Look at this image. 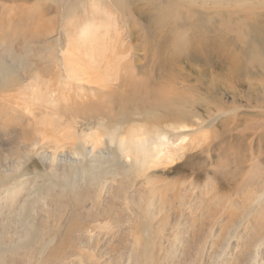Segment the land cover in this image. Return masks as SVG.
I'll use <instances>...</instances> for the list:
<instances>
[{"label": "rangeland", "instance_id": "1", "mask_svg": "<svg viewBox=\"0 0 264 264\" xmlns=\"http://www.w3.org/2000/svg\"><path fill=\"white\" fill-rule=\"evenodd\" d=\"M57 40L68 61L80 62L75 71L84 67L81 79L60 83L51 61ZM0 57L19 71L0 90L1 122L11 103L18 106L15 122L0 127L2 155L23 149L8 134L23 126L20 116L55 99L61 110L53 121L77 114L151 130L216 117L209 131L180 130L184 140H173L169 158L133 185L117 177L100 197L88 191L79 206L61 201L56 210L71 214L45 212L26 247L13 244L8 188L0 195V264L250 262L264 241L256 219L244 216L264 193V0H0ZM182 109L201 120L191 123ZM101 208L116 217H102ZM144 229L152 233L147 249L139 243ZM260 251L263 264L264 246Z\"/></svg>", "mask_w": 264, "mask_h": 264}, {"label": "bare ground", "instance_id": "2", "mask_svg": "<svg viewBox=\"0 0 264 264\" xmlns=\"http://www.w3.org/2000/svg\"><path fill=\"white\" fill-rule=\"evenodd\" d=\"M202 1L203 4L205 2L216 4L222 0ZM80 8L86 10L84 6ZM97 10L100 11L98 7ZM67 15H65L66 18ZM11 27L14 28L13 25ZM28 29H32V26L29 25ZM34 33L35 31L32 36ZM82 34L88 35L90 32L84 29ZM58 41L60 40L55 41L51 46L53 50L56 49L51 61L57 64L58 68L55 69L62 78L60 83L64 80L81 79V75H84V67L75 71L80 62L68 61L66 54L63 53V47L58 48L61 45ZM47 46V44H43L41 47L45 50ZM16 72L19 74L11 60L7 57H0V90H3V83L9 79L11 73ZM33 96L37 98L35 93ZM55 101L52 100L47 107L39 109L31 117L21 115L23 126L14 127L16 130L13 131V129L8 134L12 136L10 137L12 144L21 145L23 149L16 150L15 147L14 151H10L6 155L0 154V177L5 180L0 184V195H8V188L13 194L12 207L7 214L10 215L11 220L8 223L16 235V239L13 240L15 246L20 244L26 247L34 241L32 233H40L41 227L37 221L41 222L43 218L45 219V212L49 215L54 213L58 218L71 214L67 210L63 214L56 210V207L61 206V201L70 202L73 198L76 200V205L79 206L83 194L93 191L99 193L98 197H100L106 193L108 186L113 184L117 177L123 180L127 186L133 185L138 177L147 176L149 170L157 166L162 158H169L173 152V140H184L180 138L184 137L183 131L180 130L191 129L192 125H196L193 130L203 128L209 131L216 121V117H209L206 121H204L205 119L201 120L200 115L188 109H182L178 113L187 116L191 123L194 121L193 119L201 120V125L196 122V124H189V127L184 122H175L165 129H158L152 125L154 129L149 130L150 127L146 128L134 123L123 126L124 121V123L116 122L111 125L104 118L99 117L78 119L77 114L70 115L63 121H53L51 118L57 116L61 110L60 101L57 99ZM65 102L68 105V101ZM15 103H11L9 109L7 108L10 117L3 122L0 121V127L3 125L10 127L15 122L14 115H12L18 107L15 106ZM2 112L4 111L0 109V115ZM39 117H41L40 120H38ZM26 130H31L33 134L26 135ZM191 189L194 190L193 187ZM129 202V199L123 200V210L127 213L131 212ZM242 203L244 202L242 201ZM227 207L225 206L222 211L228 212ZM246 209L245 218L254 217L257 226L264 230V193L257 194ZM99 214L102 217L109 215L111 219L116 217L115 210L106 213L104 208L99 210ZM42 215L43 217H41ZM93 216L90 215L91 218ZM106 219L108 218H104L103 221ZM151 241V230L141 231L139 242L141 247L147 249ZM52 242L53 240L43 241L39 246L46 248ZM261 246H264V241L258 242L248 264H260Z\"/></svg>", "mask_w": 264, "mask_h": 264}]
</instances>
